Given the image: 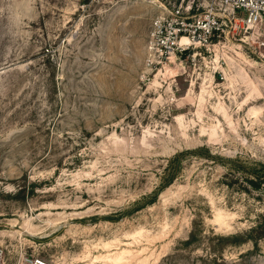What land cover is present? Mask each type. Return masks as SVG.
Masks as SVG:
<instances>
[{
    "label": "rangeland",
    "instance_id": "obj_1",
    "mask_svg": "<svg viewBox=\"0 0 264 264\" xmlns=\"http://www.w3.org/2000/svg\"><path fill=\"white\" fill-rule=\"evenodd\" d=\"M188 1L0 0L8 264H264V20L161 52Z\"/></svg>",
    "mask_w": 264,
    "mask_h": 264
},
{
    "label": "built area",
    "instance_id": "obj_2",
    "mask_svg": "<svg viewBox=\"0 0 264 264\" xmlns=\"http://www.w3.org/2000/svg\"><path fill=\"white\" fill-rule=\"evenodd\" d=\"M264 20V0H189L172 4L166 14L153 20L151 36L164 53L183 52L193 45L212 46L232 34L248 32ZM0 264H8L0 249ZM17 264H52L41 256H24Z\"/></svg>",
    "mask_w": 264,
    "mask_h": 264
},
{
    "label": "bare ground",
    "instance_id": "obj_3",
    "mask_svg": "<svg viewBox=\"0 0 264 264\" xmlns=\"http://www.w3.org/2000/svg\"><path fill=\"white\" fill-rule=\"evenodd\" d=\"M13 223V222H12ZM14 224V223H13ZM23 229L24 230H17L16 231V233H18V234H20V235H22L23 233H27V232H30V233H33L32 231L33 230H31L29 227H28V223L27 222H25V224L23 225ZM122 252H126L125 250H123ZM114 261H117V257L116 258H114Z\"/></svg>",
    "mask_w": 264,
    "mask_h": 264
},
{
    "label": "trees",
    "instance_id": "obj_4",
    "mask_svg": "<svg viewBox=\"0 0 264 264\" xmlns=\"http://www.w3.org/2000/svg\"><path fill=\"white\" fill-rule=\"evenodd\" d=\"M250 183L254 184L255 186H259V184H255L252 180H250Z\"/></svg>",
    "mask_w": 264,
    "mask_h": 264
}]
</instances>
